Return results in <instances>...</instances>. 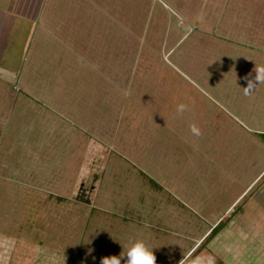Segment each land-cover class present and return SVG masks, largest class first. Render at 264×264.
Wrapping results in <instances>:
<instances>
[{"label":"rangeland","instance_id":"rangeland-1","mask_svg":"<svg viewBox=\"0 0 264 264\" xmlns=\"http://www.w3.org/2000/svg\"><path fill=\"white\" fill-rule=\"evenodd\" d=\"M36 15L0 52V264H100L137 239L155 264H264V83L242 88L264 66V0Z\"/></svg>","mask_w":264,"mask_h":264},{"label":"crops","instance_id":"crops-1","mask_svg":"<svg viewBox=\"0 0 264 264\" xmlns=\"http://www.w3.org/2000/svg\"><path fill=\"white\" fill-rule=\"evenodd\" d=\"M45 0H0V52L3 50V46H6L7 40L11 37L13 30L15 27L21 29L18 24H24L27 26V20H36L37 13L39 12L40 8L43 6ZM36 13L33 15V13ZM32 13V14H31ZM51 19L47 21L48 27L51 26L50 24ZM34 25H32L33 27ZM60 28V25H56ZM43 29V26L40 23L35 24V31H44L45 35L41 36L42 40L45 39L43 37H48L51 35L50 32ZM65 36V35H64ZM64 36L59 37V41L64 43ZM60 42V43H61ZM43 43V41L41 42ZM44 44V43H43ZM39 43L35 46V42L33 43V38H29V48L38 50ZM35 46V47H34ZM0 77L1 79L8 78H15V74L11 73L7 69H0ZM13 80H7V82H11ZM264 171V169H263ZM262 171V172H263ZM261 172V173H262ZM260 173V174H261Z\"/></svg>","mask_w":264,"mask_h":264},{"label":"clouds","instance_id":"clouds-1","mask_svg":"<svg viewBox=\"0 0 264 264\" xmlns=\"http://www.w3.org/2000/svg\"><path fill=\"white\" fill-rule=\"evenodd\" d=\"M255 76L249 79L245 87H242L244 94L248 95L257 85L264 83V66L255 67ZM184 104L177 105V112L185 110ZM194 134H199V130L192 126ZM100 264H155L153 248L149 247L144 240L137 239L123 249L119 255L102 257ZM191 264H215V257L212 254L198 255L192 259Z\"/></svg>","mask_w":264,"mask_h":264},{"label":"trees","instance_id":"trees-1","mask_svg":"<svg viewBox=\"0 0 264 264\" xmlns=\"http://www.w3.org/2000/svg\"><path fill=\"white\" fill-rule=\"evenodd\" d=\"M220 228V223H218L213 229H211V231H210V233H209V235H208V238L210 237V236H213V235H215L217 232V230Z\"/></svg>","mask_w":264,"mask_h":264}]
</instances>
